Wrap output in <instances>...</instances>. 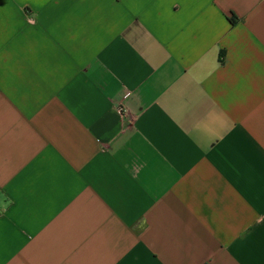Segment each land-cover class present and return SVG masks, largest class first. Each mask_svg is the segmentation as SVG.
<instances>
[{"label":"crops","instance_id":"obj_1","mask_svg":"<svg viewBox=\"0 0 264 264\" xmlns=\"http://www.w3.org/2000/svg\"><path fill=\"white\" fill-rule=\"evenodd\" d=\"M0 264H264V0H0Z\"/></svg>","mask_w":264,"mask_h":264}]
</instances>
